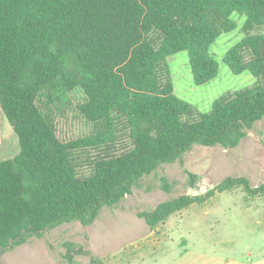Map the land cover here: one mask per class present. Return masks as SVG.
Instances as JSON below:
<instances>
[{
  "label": "trees",
  "instance_id": "16d2710c",
  "mask_svg": "<svg viewBox=\"0 0 264 264\" xmlns=\"http://www.w3.org/2000/svg\"><path fill=\"white\" fill-rule=\"evenodd\" d=\"M246 16V36L223 62L250 72L253 87L228 92L203 113L175 94L168 57L186 51L197 86L219 74L211 46ZM264 0H0V109L20 152L0 161V255L63 224L92 225L104 208L131 195L137 182L182 160L195 145L237 148L264 120ZM76 90L80 114L94 126L63 141L48 112ZM130 147L112 152L122 128ZM121 135V134H120ZM264 142V138H263ZM105 154L81 170L84 150ZM189 174V185L200 180ZM264 194L246 177L229 176L205 194L182 195L138 216L151 229L217 193ZM163 189L170 192L164 181ZM64 258L89 251L67 243Z\"/></svg>",
  "mask_w": 264,
  "mask_h": 264
},
{
  "label": "rangeland",
  "instance_id": "374dc122",
  "mask_svg": "<svg viewBox=\"0 0 264 264\" xmlns=\"http://www.w3.org/2000/svg\"><path fill=\"white\" fill-rule=\"evenodd\" d=\"M232 19L237 29L223 33L211 46V55L219 63V74L211 82L195 85L188 52L167 59L175 94L203 113L209 112L222 95L256 84L250 72L236 75L223 62L226 53L247 34L243 28L246 16L234 13ZM250 34H264V27ZM83 98L82 92L76 90L54 103L45 101L43 109L51 115L63 141L85 138L94 132L93 124L78 110ZM12 133L14 148L19 152L18 137ZM120 134L112 149L117 154L131 144L124 127ZM263 138L264 120L235 149L195 145L182 160L163 165L140 179L131 195L114 207L104 208L92 225L63 224L42 237H32L21 246L5 250L0 264H92L91 257L84 254L75 256L74 263L67 262V243H76L89 251L98 264H255L257 259L248 254L264 253V194L249 196L242 188L217 193L205 203L193 204L172 215L155 229L138 214L182 195L205 194L229 176L246 177L253 187L264 184ZM6 141L10 143L9 139ZM9 152L3 150L0 161L15 156ZM101 154L105 152L98 149L79 153L81 170H87L89 160ZM188 173L199 177L195 187L189 185ZM164 181L170 192L163 189Z\"/></svg>",
  "mask_w": 264,
  "mask_h": 264
},
{
  "label": "crops",
  "instance_id": "0c3cea01",
  "mask_svg": "<svg viewBox=\"0 0 264 264\" xmlns=\"http://www.w3.org/2000/svg\"><path fill=\"white\" fill-rule=\"evenodd\" d=\"M7 124H8L7 120L4 117V115L0 109V154H1V152H3V150L5 151V149H7L10 151L9 153L13 152V155L16 156L17 154H19L20 151L17 152V150L14 148V143H13L14 141H12V138H13L12 132H14V131H12L13 129H11V127H9V125H7ZM5 130H7V134H6ZM7 139L10 140V143H7V141H6ZM18 143H19V141H18ZM5 145L7 147H5ZM15 156H13L12 158H14ZM248 257L256 258L257 263H255V264H264V253L249 252ZM250 264H254V263L252 262Z\"/></svg>",
  "mask_w": 264,
  "mask_h": 264
}]
</instances>
